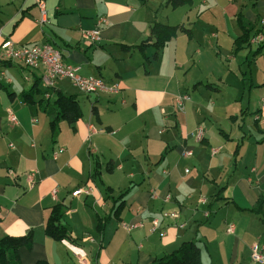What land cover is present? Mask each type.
<instances>
[{
    "label": "crops",
    "instance_id": "0c3cea01",
    "mask_svg": "<svg viewBox=\"0 0 264 264\" xmlns=\"http://www.w3.org/2000/svg\"><path fill=\"white\" fill-rule=\"evenodd\" d=\"M99 18L101 39L89 43L81 32ZM262 21L264 0H0V239L32 233L20 264H153L186 241L203 264H258L250 248L264 251V219L249 209L264 195ZM154 23L179 26L159 49ZM6 40L51 43L117 90L86 95L67 79L46 90L41 69L2 59ZM60 92L80 116L52 131L43 105ZM57 204L73 241L44 232Z\"/></svg>",
    "mask_w": 264,
    "mask_h": 264
},
{
    "label": "trees",
    "instance_id": "16d2710c",
    "mask_svg": "<svg viewBox=\"0 0 264 264\" xmlns=\"http://www.w3.org/2000/svg\"><path fill=\"white\" fill-rule=\"evenodd\" d=\"M173 7L182 5L184 0H170ZM179 26H168L158 23H154L150 29V37L154 38L152 46L156 49L161 48L164 44L175 34ZM242 36L235 41L236 50L240 48V45L246 43L248 40V34L250 33V27H243ZM148 41V40H146ZM146 42L138 45L139 49L145 47ZM148 45V43H146ZM125 49V47H121ZM37 81L34 83L29 91L23 93V97L26 100L32 98L37 93ZM11 96V95H10ZM56 107L49 109L46 105H43L44 112L49 117V123L52 131L57 128V122L60 119H65L69 124H73L80 116L77 102L74 96H65L61 92L58 93L55 101ZM122 195L118 200L121 202ZM117 200L113 201L116 203ZM264 204V195L258 198L257 204L249 211L259 214L264 219V213L261 212V206ZM121 203L115 204V210L118 212V208ZM66 206L57 204L55 205L47 218L44 232L53 240H69L73 241L69 229L62 221V216L66 211ZM107 222L106 218L99 219L97 225V231L102 234L103 227ZM32 245V233L29 232L22 236H5L0 239V264H20L18 249L21 247L30 248ZM36 264H47L46 261L40 260ZM153 264H203L200 259V252L193 241L182 242L177 248L173 249L169 253L164 254L162 257L157 258Z\"/></svg>",
    "mask_w": 264,
    "mask_h": 264
},
{
    "label": "built area",
    "instance_id": "2783aa9c",
    "mask_svg": "<svg viewBox=\"0 0 264 264\" xmlns=\"http://www.w3.org/2000/svg\"><path fill=\"white\" fill-rule=\"evenodd\" d=\"M42 22L45 20V10L43 3L39 2ZM105 23V18H99L96 22V26L91 30H82V38L89 43H97L100 41V30ZM264 24V21H262ZM258 43L264 42V35L258 34L255 38ZM2 59L7 61L17 62L30 69H41L42 76L41 81L43 87L46 90L52 89L55 83L59 79H67L75 86L79 91L86 95H99L102 92H115L117 90L116 85L107 84L99 77L82 76L79 73V68L63 61L60 50L51 43L45 42L40 44H34L32 46L27 45H14L12 42L6 40L1 44ZM189 99V96L184 95L176 98L175 103L178 108H182L185 101ZM10 121H15L13 114L8 116ZM202 137V129L198 128L197 138ZM215 153L216 150H213ZM186 155H190V151L185 152ZM82 190H75L72 195L76 196ZM87 193V191H85ZM163 217L176 218L175 212H165ZM157 221L152 223L153 229H155ZM227 231H232V226L227 228ZM164 235V233H160ZM250 255L254 262L260 264L264 262V251L262 247L254 243L250 248Z\"/></svg>",
    "mask_w": 264,
    "mask_h": 264
},
{
    "label": "rangeland",
    "instance_id": "374dc122",
    "mask_svg": "<svg viewBox=\"0 0 264 264\" xmlns=\"http://www.w3.org/2000/svg\"><path fill=\"white\" fill-rule=\"evenodd\" d=\"M249 38L251 39L252 37L251 36H249ZM235 52V51H234ZM233 52V53H234ZM250 80V79H249ZM255 80V79H254ZM248 81V80H247ZM66 83L68 82V81H65ZM69 84V83H68ZM208 87H210V86H208ZM51 100H53V99H51Z\"/></svg>",
    "mask_w": 264,
    "mask_h": 264
}]
</instances>
